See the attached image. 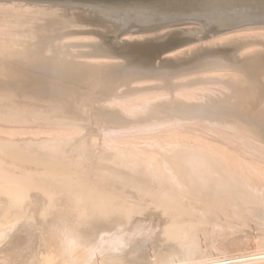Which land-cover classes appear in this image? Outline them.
<instances>
[{"label":"bare ground","instance_id":"6f19581e","mask_svg":"<svg viewBox=\"0 0 264 264\" xmlns=\"http://www.w3.org/2000/svg\"><path fill=\"white\" fill-rule=\"evenodd\" d=\"M110 1L0 0V264H264V0Z\"/></svg>","mask_w":264,"mask_h":264},{"label":"rangeland","instance_id":"374dc122","mask_svg":"<svg viewBox=\"0 0 264 264\" xmlns=\"http://www.w3.org/2000/svg\"><path fill=\"white\" fill-rule=\"evenodd\" d=\"M74 1H76V2H80V0H79V1H78V0H74ZM81 1H82V2H87V3H88V2H89V3H92V2L95 3V1H99V2L101 1V3H105V2L107 3V2H109L110 0H109V1H108V0H107V1H106V0H103V1H105V2H103L102 0H88V1H87V0H81ZM145 1H146V0H145ZM147 1H150V2H151V0H147ZM147 1H146V2H147ZM152 1H153V0H152ZM110 2L113 3L112 1H110ZM115 2H116V1H115ZM96 3H97V2H96ZM183 27H184V26H183ZM195 27H196V26H195Z\"/></svg>","mask_w":264,"mask_h":264}]
</instances>
